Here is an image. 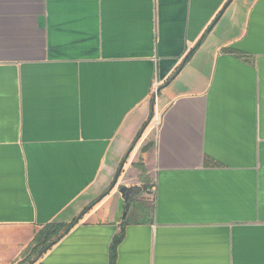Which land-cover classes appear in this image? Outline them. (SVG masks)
Masks as SVG:
<instances>
[{"label":"crops","instance_id":"obj_1","mask_svg":"<svg viewBox=\"0 0 264 264\" xmlns=\"http://www.w3.org/2000/svg\"><path fill=\"white\" fill-rule=\"evenodd\" d=\"M229 2L0 0V264L72 223L35 264H264V0Z\"/></svg>","mask_w":264,"mask_h":264},{"label":"trees","instance_id":"obj_2","mask_svg":"<svg viewBox=\"0 0 264 264\" xmlns=\"http://www.w3.org/2000/svg\"><path fill=\"white\" fill-rule=\"evenodd\" d=\"M190 55H192V52ZM73 224L74 223L69 225H54L50 228L46 227L38 232L34 241L26 249L22 260L18 264H35L38 262L40 258L70 230ZM117 242L118 241H115V247Z\"/></svg>","mask_w":264,"mask_h":264},{"label":"built area","instance_id":"obj_3","mask_svg":"<svg viewBox=\"0 0 264 264\" xmlns=\"http://www.w3.org/2000/svg\"><path fill=\"white\" fill-rule=\"evenodd\" d=\"M160 85V82L156 80L155 84H154V92L156 93V91L158 90V87Z\"/></svg>","mask_w":264,"mask_h":264},{"label":"water","instance_id":"obj_4","mask_svg":"<svg viewBox=\"0 0 264 264\" xmlns=\"http://www.w3.org/2000/svg\"><path fill=\"white\" fill-rule=\"evenodd\" d=\"M230 2H231V0H230ZM230 2H229V3H230ZM118 177H119V175L117 176V179H118ZM117 179H116V181H117Z\"/></svg>","mask_w":264,"mask_h":264},{"label":"rangeland","instance_id":"obj_5","mask_svg":"<svg viewBox=\"0 0 264 264\" xmlns=\"http://www.w3.org/2000/svg\"><path fill=\"white\" fill-rule=\"evenodd\" d=\"M35 256V255H34Z\"/></svg>","mask_w":264,"mask_h":264}]
</instances>
